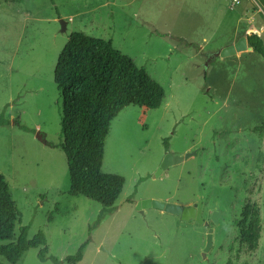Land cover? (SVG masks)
Returning <instances> with one entry per match:
<instances>
[{
  "label": "rangeland",
  "instance_id": "obj_1",
  "mask_svg": "<svg viewBox=\"0 0 264 264\" xmlns=\"http://www.w3.org/2000/svg\"><path fill=\"white\" fill-rule=\"evenodd\" d=\"M249 27L264 43V0H1L0 175L21 214L15 238L29 226L48 248L15 264H67L81 245L78 264L264 263V228L254 253L237 232L244 205L264 213L252 131L264 124V60L213 57ZM73 33L111 41L164 93L159 109L129 106L110 124L101 172L124 179L110 208L68 194L54 70ZM166 154L191 156L156 176ZM143 200L200 203L208 225L138 210ZM216 209L225 214L215 223Z\"/></svg>",
  "mask_w": 264,
  "mask_h": 264
},
{
  "label": "trees",
  "instance_id": "obj_2",
  "mask_svg": "<svg viewBox=\"0 0 264 264\" xmlns=\"http://www.w3.org/2000/svg\"><path fill=\"white\" fill-rule=\"evenodd\" d=\"M247 45L264 60V43L259 34L247 36ZM54 83L61 95L60 149L66 158L68 194L82 196L110 208L124 186V179L120 176L101 172L110 124L118 113L129 106L159 109L164 93L122 56L111 41L81 33L71 34L59 54ZM252 131L260 137L264 124ZM165 148H168L166 144ZM20 219L21 214L8 184L0 175V257L8 264H15L29 249H39V256L44 259L48 248L41 231L28 239L29 226H21L15 238V227ZM261 225L259 208L254 204L244 205L237 225L238 244L254 253L261 238ZM83 249L84 245H81L76 254L67 257L65 262H81Z\"/></svg>",
  "mask_w": 264,
  "mask_h": 264
},
{
  "label": "water",
  "instance_id": "obj_3",
  "mask_svg": "<svg viewBox=\"0 0 264 264\" xmlns=\"http://www.w3.org/2000/svg\"><path fill=\"white\" fill-rule=\"evenodd\" d=\"M61 28L64 31L65 30V22L60 21ZM252 50L251 47L247 45V37H241L239 38L233 45H229L216 53L213 54V57H220V58H226L230 56H234L237 53H241L244 51H250ZM38 140L41 141L42 138L39 134L36 135ZM191 154H186L185 156H172L171 154H166L158 167V170L156 172V176H158L162 171L166 170L169 166L173 164H178L182 162L183 160L187 159ZM153 208L159 211H162L164 213L176 216L180 218L182 221H190L194 220L197 224L207 226L208 223L204 222L202 218V211H201V204L197 203L192 206L188 207H182L175 204H165L161 203L155 200H143L140 201L137 204V209H148ZM224 212L216 209L211 214V222H217L219 219H222L224 216ZM212 246V229L207 230L206 234V244L205 248L203 250V257L205 254L210 250Z\"/></svg>",
  "mask_w": 264,
  "mask_h": 264
},
{
  "label": "crops",
  "instance_id": "obj_4",
  "mask_svg": "<svg viewBox=\"0 0 264 264\" xmlns=\"http://www.w3.org/2000/svg\"><path fill=\"white\" fill-rule=\"evenodd\" d=\"M261 30V29H260ZM254 32H257V29L255 28H252V27H249L248 29H245V31L241 32V33H235L233 35V37L231 38V41L230 43H228L227 45H225L223 48L229 46V45H233L239 38L241 37H247L249 36L251 33H254ZM260 31L257 33L259 34ZM253 51L250 50V51H244V52H241V53H237L236 56L237 58L238 57H241L243 54L245 53H252ZM261 139V148H260V153H259V158H258V164H257V169H258V172H260L263 167H264V131L262 133V135L259 137ZM260 213H261V210H260ZM261 218H262V229L264 228V213L262 211L261 213ZM264 264V263H263Z\"/></svg>",
  "mask_w": 264,
  "mask_h": 264
},
{
  "label": "built area",
  "instance_id": "obj_5",
  "mask_svg": "<svg viewBox=\"0 0 264 264\" xmlns=\"http://www.w3.org/2000/svg\"><path fill=\"white\" fill-rule=\"evenodd\" d=\"M233 2L236 4V3H238V0H233Z\"/></svg>",
  "mask_w": 264,
  "mask_h": 264
},
{
  "label": "flooded vegetation",
  "instance_id": "obj_6",
  "mask_svg": "<svg viewBox=\"0 0 264 264\" xmlns=\"http://www.w3.org/2000/svg\"><path fill=\"white\" fill-rule=\"evenodd\" d=\"M212 214V213H211ZM211 214H210V216L209 217H211Z\"/></svg>",
  "mask_w": 264,
  "mask_h": 264
}]
</instances>
